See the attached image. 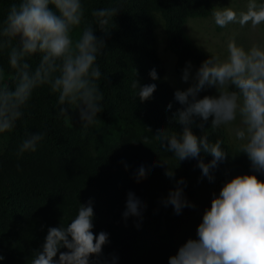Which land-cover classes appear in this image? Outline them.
<instances>
[{"label": "trees", "instance_id": "obj_1", "mask_svg": "<svg viewBox=\"0 0 264 264\" xmlns=\"http://www.w3.org/2000/svg\"><path fill=\"white\" fill-rule=\"evenodd\" d=\"M16 2L0 0V21ZM83 2L91 19L92 9L109 6L112 0ZM213 3L124 0L110 34L95 33L105 40L104 52L97 60L103 99L102 111L89 127H80L76 113H69L71 120L59 116L57 97L48 86L33 91L22 119L11 131L0 134V264H30L29 258L41 249L48 229L66 226L80 204L90 201L94 234L103 231L109 236L102 253L92 257L90 264H168L181 245L197 239L196 229L205 209L211 207L213 194L218 196L226 182L238 175H256L264 181V174L251 168L228 130L211 128V118L203 129L198 127L203 123L199 119L191 127L198 137L205 134L210 142L221 140L229 154L211 169L212 181L202 176L197 159L179 163L153 138L162 127L182 130L169 123V117L182 106L175 101L176 90L166 78L159 44H165L175 56L179 76L189 63L195 74L210 56L218 59L197 47L185 32L188 20L215 13ZM30 63L35 66L38 57ZM0 68V86H14L7 50L0 51ZM153 69L158 76L155 81L149 75ZM135 79L141 86L155 83L156 90L147 101L139 100L138 89L132 87ZM37 130L47 131L37 150L18 156L23 140ZM199 159L208 164L212 157L201 153ZM160 160L175 170L174 178L165 177L166 167L156 166ZM140 166L148 171L146 178L136 182ZM181 178L186 184L184 196L195 207H186L176 215L172 206L165 207L162 201ZM130 191L146 205L142 219L125 220L122 215Z\"/></svg>", "mask_w": 264, "mask_h": 264}, {"label": "clouds", "instance_id": "obj_2", "mask_svg": "<svg viewBox=\"0 0 264 264\" xmlns=\"http://www.w3.org/2000/svg\"><path fill=\"white\" fill-rule=\"evenodd\" d=\"M124 0H112L106 7L94 8L91 19L83 0H18L12 3L0 21V51L7 50L8 65L14 70V86H0V134L11 131L24 116L33 91L48 86L57 97L58 114L71 120L69 113L78 114L80 127L94 124L102 111L103 94L100 87L102 72L97 63L103 54L105 36L115 25L123 10ZM219 26L237 19L231 10L214 13ZM242 25L264 24V2L249 0L247 11L240 16ZM223 61L211 57L191 73V64L183 70L182 81L193 83L186 90H176L174 99L182 107L169 123L182 127L156 130L153 138L170 158L180 162L197 159L202 176L212 181L211 169L228 158L222 141L210 142L208 135L196 136L192 125L196 119L204 123L211 118V128L226 127L240 154L247 157L251 168L264 174V43L245 48L231 41ZM38 57L35 66L30 63ZM3 69L0 68V79ZM158 79L155 69L149 73ZM141 102L152 97L155 83L141 86L135 79ZM214 88L215 96L200 97L206 89ZM171 104L168 105L170 110ZM151 131L150 129H148ZM47 131L31 132L21 143L18 156L35 152ZM201 153L212 157L205 164ZM156 166L166 167V178H174L164 161ZM147 169L140 166L135 179L146 178ZM183 178L176 182L162 203L171 205L176 215L186 207H195L184 196ZM146 205L133 192L127 193L124 219H142ZM94 210L91 201L80 204L77 215L66 225L48 229L41 249L32 253L30 264H90L91 258L102 253L109 236L101 231L94 234ZM139 227V225H137ZM197 239L181 245L168 264H264V181L256 175H238L226 182L219 195L213 194L211 207L205 209L196 229ZM3 257H0L2 260Z\"/></svg>", "mask_w": 264, "mask_h": 264}, {"label": "rangeland", "instance_id": "obj_3", "mask_svg": "<svg viewBox=\"0 0 264 264\" xmlns=\"http://www.w3.org/2000/svg\"><path fill=\"white\" fill-rule=\"evenodd\" d=\"M261 2H264V0H261ZM213 4L215 13L231 10L236 14L237 19L224 26H219L215 22L214 14L208 18L188 20L185 25V32L197 47L207 53L216 55L219 60L223 61L227 58V45L231 41H235L238 45L245 48L254 43H264V24L252 27L250 24L242 25L240 23V16L247 11L249 0H214ZM161 37L162 35L160 34V41ZM159 56L167 69L166 78L172 84L171 86L175 90H186L193 81L190 79L188 83H184L182 76L176 74L174 68L176 58L166 50L165 44L163 47L159 44ZM191 73L194 75L193 72ZM199 95L201 98L206 95L215 96L217 91L214 88H209L202 91ZM224 128L228 130L231 138L229 129Z\"/></svg>", "mask_w": 264, "mask_h": 264}]
</instances>
